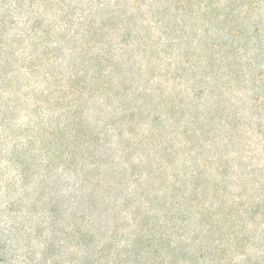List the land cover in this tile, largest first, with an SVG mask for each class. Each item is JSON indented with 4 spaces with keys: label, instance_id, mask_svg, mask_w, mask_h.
Returning <instances> with one entry per match:
<instances>
[{
    "label": "rangeland",
    "instance_id": "374dc122",
    "mask_svg": "<svg viewBox=\"0 0 264 264\" xmlns=\"http://www.w3.org/2000/svg\"><path fill=\"white\" fill-rule=\"evenodd\" d=\"M90 1L66 0L74 12V21L75 18L85 20L93 16L92 11L95 12L97 6L89 4ZM102 1L113 7L112 0ZM120 1L122 11L137 14L136 22L142 33L139 39L129 40L122 28H109L110 33L103 39L107 43L106 50L113 47L116 52V56L111 59L115 63L120 62L119 57L123 52L134 50L131 56L134 65L123 61L122 68H125V74L129 75V69L135 75V84L127 95L131 110L129 115L132 110H140V114L137 112L135 117L132 115L128 119L125 117L127 113L117 115L113 111L114 106H103L98 94L89 105L86 120L91 121V128L98 127L101 131L107 122L108 139L104 144H94V140L87 137L78 149L82 156L75 165L69 167L56 158L51 160L53 151L61 149L55 146L56 134L53 132L58 128L56 123H64V114L67 112L48 97L50 90L56 87L48 85L41 76H31L27 68H22L26 65L23 60L7 73L0 71V225L7 228L16 220L12 218L16 214L9 211L10 203L21 200L22 209L17 215H28L25 207L27 203L42 197V206L48 200V196H45L47 192L60 191L62 195L71 194L68 198L71 206L65 205L64 208L66 216L83 208L80 206L83 196H91L98 202L86 218L96 225L93 230L116 235L115 248L121 249L122 258L132 250L134 240L140 233L147 235L146 238H155V246L161 236L166 241L170 240L173 246L176 245L177 249L170 253L169 247L158 246L164 249L161 252L167 264L173 257L176 259L172 264H211L217 259L238 264L246 256L261 258L264 254V212L262 214L261 211L255 219L247 216L243 229L244 222L237 220L235 215L234 218L228 215L229 206L220 208L212 197L204 206L215 204L211 210L219 216L208 218L203 226L208 229L221 220L227 224L222 231L227 232L228 224H235L237 231L230 228V232H227L236 231L235 238L232 243L227 238L222 240L221 244L229 250L224 254H215L214 237H210V233L205 230L199 240L205 242L209 255L201 260H191L186 255V236L194 235L190 229L199 226L198 216L193 213L195 218L192 227H186V169L187 172L201 169L212 174L216 167L212 164L218 155H224L225 159L241 163V168H236L238 174L233 175L234 178L229 177L232 196H237V201L242 200L245 208L254 203L252 195L264 198V184L261 185L264 180V64L257 66L254 60L252 64L249 60L256 54L264 59V0ZM13 16L12 20L19 24L5 35L6 41L23 37L18 28H23L25 15L21 16L16 10ZM256 21L261 25V31L258 36L255 34L251 38ZM66 28L68 39L83 38L85 29L77 21L73 27L67 25ZM61 33L65 34V30L62 29ZM42 39L48 43L55 36ZM46 43L39 46V52ZM24 45L29 47L25 55H31L34 51L31 42H24ZM124 59L127 60V57ZM236 66L242 67L238 71L242 80H237V74L231 72ZM109 69L107 66V71ZM261 73L263 77L259 80L257 76ZM65 77L60 84L63 88L67 86L68 74ZM224 84L226 87L222 89L221 85ZM198 85L204 87L206 93ZM217 86H221V92L231 102V110H236L237 117L241 119L239 142L242 144L226 148L221 143L217 148L209 140L204 145L205 154L188 151V113L193 112L191 107L194 105H202L205 109L209 107L217 99L218 93L214 91ZM58 96L55 94V97ZM258 97H263L259 110L254 107ZM100 108L102 113L99 115L97 112ZM97 116L98 121L95 119ZM122 116L126 120L122 121ZM118 120L122 123V134L117 127ZM83 130L86 131V126ZM88 133L91 130L88 129ZM167 146L174 152L169 165L162 161ZM26 167L30 168V172L25 177L22 172ZM173 196L176 203L180 204L177 208L173 207ZM233 199H229V202ZM164 202L166 205L162 207ZM86 213H89V209ZM148 213L152 215L150 220L146 218ZM246 214L244 212L243 217ZM49 219L50 212L45 206L25 223L28 234L34 233L42 220L47 222ZM242 230V240L251 234L249 243L245 242L248 247L244 249L239 245L241 240L237 242L236 238L239 237L238 231ZM39 241L33 240L29 249L42 250ZM148 249L152 248L144 247L141 253H150ZM190 251L195 252V246ZM104 261L119 264V258L114 255ZM133 262H136L134 257L127 258L124 264Z\"/></svg>",
    "mask_w": 264,
    "mask_h": 264
},
{
    "label": "trees",
    "instance_id": "16d2710c",
    "mask_svg": "<svg viewBox=\"0 0 264 264\" xmlns=\"http://www.w3.org/2000/svg\"><path fill=\"white\" fill-rule=\"evenodd\" d=\"M112 1L113 7L110 8L102 0H91L89 4L97 6V10L95 12L92 11L93 16L85 20L75 18L74 21L72 19L74 12L72 13L71 7L66 3V0H0V10L2 13L0 16V58L2 60L0 71L7 73L16 63L23 60L26 62V65H23L22 68H27L31 76H41L48 85L56 87L50 90L51 92L48 97L50 99L53 98L59 108L67 112L64 114V123H61V121L56 123L58 128L53 132V134H56L55 146L61 149L53 151L51 160L54 161L56 158L60 163L64 162L69 167L79 161L78 158L82 155L78 152V149L87 137L93 139L94 144H104V141L108 139L107 122L104 123L101 131L98 127H94L95 129L91 128V121H87L89 105L94 98L98 97V94L102 98L103 106H114L113 111H116L117 115L127 113L125 117L128 119L132 115L135 117L136 113L140 111L132 110L131 115H129L131 110L129 109L130 102L127 101V95L135 84V75L129 69L127 70L129 71V75L125 74V68H122L123 61L134 65L131 62L134 50L123 52L119 57L120 62L115 63V60L113 59L114 61H112L111 59L116 56L114 54L116 52L113 51V47L106 50L107 43L103 38L110 33L109 28H115L116 30L122 28V31L125 32L129 40L139 39L142 32L139 29V24L136 22L137 14L122 11V2L120 0ZM251 3L253 4V2ZM16 10L19 11L21 16L25 15L26 18L23 21V28H18V31L22 32L21 35L23 37L20 39L12 38L6 41L5 35L19 24V22L12 20L14 17L13 12ZM128 14L130 15L129 18L127 17ZM76 21L82 29H85L83 38L68 39L66 26L70 25V27H73ZM255 23L252 28L251 38L255 34L258 36V33L261 31V25L258 24V21ZM62 29L65 30V34L61 33ZM51 35H54L55 39L48 43H46V39H42L49 38ZM73 37H75L74 34ZM142 40L140 39V41ZM29 41L31 42V46L34 47V51L31 55L26 56L25 52L29 47L25 46L24 42ZM43 43L46 44L42 47V51L39 52V46ZM245 45L248 46L249 43L246 42ZM22 46L23 48L21 49ZM125 57H127V60L124 59ZM249 60L251 64L254 60L257 66L258 64H264V59L258 54ZM66 66L67 68L64 69ZM107 66L111 68L109 71H107ZM235 68L231 72L237 74V80H242L238 72L242 67L236 66ZM105 72H107L106 75ZM66 74H68L66 79L67 86L65 85V88H63L60 84L66 78ZM262 77V73L257 76L259 80ZM221 86L223 89L226 87V84ZM221 86L214 88V91L218 93L217 99L209 107L206 109L202 105L191 107L193 112L188 113L189 118L186 125V134L188 135L186 149L188 151H200L202 154H205L204 145L209 140L216 147L221 143H224L226 148L230 145L242 144L239 142L241 138V135H239V127L242 124L241 119L237 117L236 110L234 112L231 110V102L224 92H221ZM198 88L203 90V93H206L204 87L198 85ZM200 92L202 93V91ZM55 94L59 96L55 97ZM262 99L263 97H258L255 103L254 107L257 110L262 107ZM142 110L145 111L146 108H142ZM100 113H102V108L98 109L97 114L100 115ZM98 117L95 118L97 121ZM125 117L122 116L120 119L124 121L126 120ZM3 119H5V116ZM121 124L118 120L117 127L122 134L123 127ZM85 126L86 131L83 130ZM223 127L224 129L219 131ZM88 129L91 130V133H88ZM129 132L131 134V131ZM213 133L215 136H212ZM118 136H120V133H118ZM164 150L162 161L169 165L172 163L174 152L169 146ZM206 163L207 161L204 162V164ZM212 165H216L212 174L206 173L205 170L201 169L191 172H187L186 169V227L188 229L192 227V220L195 218L194 214L198 216L199 221V226L197 225L196 228L190 229L194 235L191 237L186 236V255L191 260L205 259L207 254L209 255L210 253L206 249L205 242L201 241V239L199 240L205 230H207V233H210V237H214L213 241L216 242V246L214 247L215 254H224L229 250L225 245L221 244L222 240L227 238L229 242H233V238H235L237 231V225L235 224H228L229 227L227 229L228 232L230 228L231 230L235 228L236 231L234 233L222 231L227 224L221 220L216 221L214 219L216 221L215 224L207 227L208 229H205L206 226H203V224H206L205 220H208V218L211 219L214 216H219L218 213L211 210L215 204L208 205V207L204 206L209 197H212L220 208H223V205L229 206L230 213L228 215H233V218L235 215V217L237 216V220L240 219L241 222H244L243 229L246 227L245 220L247 216L255 219L259 217L261 211L262 214L264 212V198L259 199L252 195L251 199H254V203L251 206L249 205L250 207L245 208V203L242 200L239 199L237 201V196H232L229 177L234 178L233 175L238 174L236 173V168H241L240 162L237 163L236 160L225 159L224 155H218ZM29 169L26 167L22 172L25 177L30 172ZM51 171H48V173ZM53 181L51 180V182ZM263 184L264 180L261 182V185ZM49 185H47V189ZM54 188L56 187L54 186ZM262 190L264 193V189ZM42 194L45 195L44 191ZM45 196H48V200L43 202L42 206L40 205L42 197H37L25 205L29 216L17 215L22 209L23 204L21 200L10 203L8 207L9 211L16 214L12 217L16 218V220L15 222L12 221L9 227L6 226L7 228L2 223L0 225V264H108L109 261L104 260L112 257V255L117 259L119 258V264H124L127 262V258L132 257L136 260L133 264H167L164 260L165 255L161 252L164 249H160L158 247L159 244L161 246L164 245L163 247H169V253L177 249L175 248L176 245L173 246L170 240L166 241L162 236L158 241V245L155 246L153 244L155 238H146L147 235L144 236L140 233L134 240L132 250H129L122 258L121 253L123 252H121V249L115 248L116 235L113 234L111 236V233L109 234L108 231L93 230L96 225L94 224V226L86 218L90 214V209L97 206L98 202L96 200L91 196L87 198L83 196V200L80 202V206L83 208L77 209L76 212L66 216L64 208L65 205L71 206V200L68 199L71 197V194L62 195L60 191H50ZM173 197V207L177 208L180 204H177L175 196ZM229 199L233 200L229 202ZM202 202L204 207L201 206ZM161 205L165 207L166 202ZM45 206H47L50 212L49 221L43 222L42 220L36 227L35 232L28 234L29 231L26 230L25 223L34 214L42 211ZM87 209H89L88 214L86 213ZM244 212L247 214L243 217ZM146 218L150 220L152 215L148 213ZM46 229L48 230L47 233ZM238 233L239 237L236 238L238 239L237 242L241 240L239 242L241 249L248 247V244H245V242L249 243L251 234H247L242 240L240 236L244 233V230L238 231ZM220 234L221 236L218 238ZM43 238L44 241H41ZM203 238L206 239V237ZM35 239L40 240L39 244H42V250L29 249V244ZM21 242H25L26 244L22 245ZM193 246H195L196 251L192 253L190 248ZM144 247H151L152 249H148L150 253L142 254L141 252ZM180 248L183 247L180 246ZM174 259L176 258L173 257V260L169 261V263L172 264ZM217 260L212 261L211 264H233V261L222 262L219 259ZM238 264H264V254H262L261 258L258 256L253 258L251 255L246 256Z\"/></svg>",
    "mask_w": 264,
    "mask_h": 264
}]
</instances>
